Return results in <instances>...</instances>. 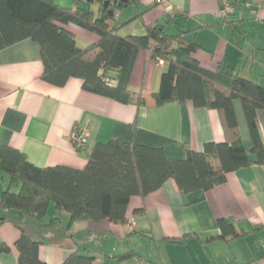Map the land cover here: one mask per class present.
I'll return each instance as SVG.
<instances>
[{
  "label": "crops",
  "instance_id": "0c3cea01",
  "mask_svg": "<svg viewBox=\"0 0 264 264\" xmlns=\"http://www.w3.org/2000/svg\"><path fill=\"white\" fill-rule=\"evenodd\" d=\"M56 1L62 7L74 4V0ZM231 2L235 13L222 17L219 0H167L163 5L136 0L117 12L125 19L119 22L116 15V20L120 26L143 14L120 34L142 36L147 28L162 25L167 34L184 36L201 47L194 57L204 68L234 71L264 86V5L256 6L255 0ZM92 6L97 12L98 6ZM67 29L81 48L99 40L81 27ZM166 68L148 51L139 52L129 82L130 91L142 93L146 101L138 107L89 93L80 79H71L64 87L45 82L40 46L33 40L8 47L0 51V145L21 151L40 168L83 170L92 148L112 140L162 149L173 159L182 158L186 148L202 152L207 143L232 142L217 110L192 103L155 104L153 94ZM235 112L240 139L250 152L252 141L240 101L235 102ZM258 121L264 140L263 110L258 111ZM76 128L88 134L82 151L73 142ZM8 185L7 175L0 172V203ZM127 215L125 225L106 220L69 227L68 213L51 207L44 224L53 217L61 223L50 230L0 208V218L5 219L0 224V247L9 248L0 250V264H19L16 244L22 231L44 243L39 257L46 264H62L75 251L92 256L94 264H136L140 259L155 264H264V165L230 173L226 183L207 192L185 193L169 180L145 198L133 197ZM220 220L233 223L244 235L217 239ZM127 254L132 257L120 261Z\"/></svg>",
  "mask_w": 264,
  "mask_h": 264
},
{
  "label": "trees",
  "instance_id": "16d2710c",
  "mask_svg": "<svg viewBox=\"0 0 264 264\" xmlns=\"http://www.w3.org/2000/svg\"><path fill=\"white\" fill-rule=\"evenodd\" d=\"M116 1L74 0L72 7H62L56 0H0V51L33 40L40 46L45 82L64 87L69 80L80 79L89 93L138 107L146 105V101L142 93L130 91L129 82L139 52L148 51L154 62L164 61L167 65L159 90L153 94L155 104L192 103L197 108L217 110L233 141L207 143L202 152L186 148L182 158L173 159L162 149L112 140L92 148L83 170L62 166L40 168L31 164L21 151L0 145V172L9 180L1 197V210L17 212L50 230L61 223L53 217L44 224L51 207L68 213L69 227L76 222L106 220L125 225L131 199L145 198L169 180H174L185 193L207 192L226 183L230 173L255 164L264 165V140L258 121V111H264V86L234 71L204 68L194 57L201 47L184 36L167 34L162 25L147 28L142 36L121 35L123 28L143 14L118 26L117 12L134 5L136 0L123 5ZM84 2L97 5L98 11L84 7ZM109 11H113L112 16ZM69 25L96 34L98 42L79 47L76 36L67 29ZM236 101L243 106L252 141L250 152L238 133ZM139 213L142 215L144 211ZM3 221L0 218V224ZM218 224L217 239L244 235L227 220ZM43 244L22 231L16 244L19 264H46L39 257ZM0 250L9 248L1 246ZM131 257L127 254L119 259ZM94 263L92 256L75 251L62 264Z\"/></svg>",
  "mask_w": 264,
  "mask_h": 264
},
{
  "label": "built area",
  "instance_id": "2783aa9c",
  "mask_svg": "<svg viewBox=\"0 0 264 264\" xmlns=\"http://www.w3.org/2000/svg\"><path fill=\"white\" fill-rule=\"evenodd\" d=\"M167 0H157L159 5H163ZM256 6L264 5V0H255ZM235 6L231 2V0H219V9L218 14L222 17H227L235 13ZM162 62V61H160ZM88 134L87 131L84 130L82 132L79 131L78 128L75 129L73 133V142L75 146L78 148L86 147L88 145ZM136 264H153L147 260L140 259Z\"/></svg>",
  "mask_w": 264,
  "mask_h": 264
},
{
  "label": "water",
  "instance_id": "95a60500",
  "mask_svg": "<svg viewBox=\"0 0 264 264\" xmlns=\"http://www.w3.org/2000/svg\"><path fill=\"white\" fill-rule=\"evenodd\" d=\"M119 3V5H123V4H127L129 2V0H117L115 3ZM109 6V2L105 3V8H108ZM109 15L112 16L113 15V11H109Z\"/></svg>",
  "mask_w": 264,
  "mask_h": 264
},
{
  "label": "rangeland",
  "instance_id": "374dc122",
  "mask_svg": "<svg viewBox=\"0 0 264 264\" xmlns=\"http://www.w3.org/2000/svg\"><path fill=\"white\" fill-rule=\"evenodd\" d=\"M85 6L90 7L93 11L96 10V7H95V6H92V5H85ZM94 9H95V10H94ZM125 10H127V9H125ZM125 10H123V11L126 12ZM132 10H133V9H132ZM121 19H125V18H124V15L122 14V12L118 13V15H117V20H118L119 22L121 21Z\"/></svg>",
  "mask_w": 264,
  "mask_h": 264
}]
</instances>
